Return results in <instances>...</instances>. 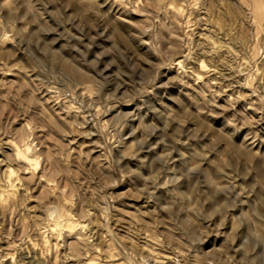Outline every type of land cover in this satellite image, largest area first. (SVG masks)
<instances>
[{
    "label": "rangeland",
    "instance_id": "374dc122",
    "mask_svg": "<svg viewBox=\"0 0 264 264\" xmlns=\"http://www.w3.org/2000/svg\"><path fill=\"white\" fill-rule=\"evenodd\" d=\"M0 264H264V0H0Z\"/></svg>",
    "mask_w": 264,
    "mask_h": 264
}]
</instances>
